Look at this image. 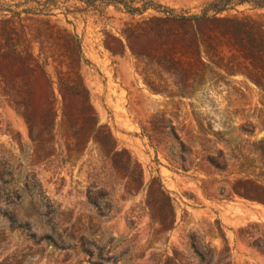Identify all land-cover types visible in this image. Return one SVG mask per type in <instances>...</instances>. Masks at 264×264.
<instances>
[{
    "label": "rangeland",
    "instance_id": "374dc122",
    "mask_svg": "<svg viewBox=\"0 0 264 264\" xmlns=\"http://www.w3.org/2000/svg\"><path fill=\"white\" fill-rule=\"evenodd\" d=\"M214 1L0 0V264H264V206L234 191L264 188V91L231 47L202 44L223 25L194 30L166 14L197 16ZM219 18L264 36V9ZM99 127L144 188L127 194L121 166L97 163L92 142L68 160L66 131ZM93 184L112 202L101 212L87 204ZM158 185L175 212L161 236L146 208ZM188 237L213 261L199 263Z\"/></svg>",
    "mask_w": 264,
    "mask_h": 264
},
{
    "label": "trees",
    "instance_id": "16d2710c",
    "mask_svg": "<svg viewBox=\"0 0 264 264\" xmlns=\"http://www.w3.org/2000/svg\"><path fill=\"white\" fill-rule=\"evenodd\" d=\"M249 6L252 9H264V0H215L214 2L207 5L200 15L197 16H176L171 11H166V14L173 21H178L189 25L192 29H197L199 25L208 24H221L223 29L219 30L217 34L209 32L206 34L200 33L202 38V44H208L219 39V42H223L229 53L234 51V54L239 55L240 66L243 69L244 76L251 84L260 90L264 91V36H261L259 41L253 40L250 32L247 31V27L244 24H240L237 21L228 18H219V15L228 11H234L236 7ZM250 30V29H249ZM199 31V30H196ZM251 31V30H250ZM255 41L256 43H253ZM250 43L252 46H250ZM230 47L233 51L230 50ZM256 48V51L254 49ZM232 54V53H231ZM233 55V54H232ZM252 64H254L252 66ZM251 66V70L249 69ZM76 89H80V85H75ZM86 93V92H85ZM85 100L89 104V97L86 93ZM52 114V113H51ZM94 115V114H93ZM26 123L29 125L31 136L33 137L34 129L30 126V120L27 116H23ZM56 115H53L52 122L55 123ZM54 127L52 128V131ZM101 135V136H99ZM37 141V138H33ZM65 146L67 150L66 156L68 160L72 157L75 158V162L80 160L90 142L95 146V153L98 160L97 163H117L121 168H116L115 173L119 176L125 174L128 178L127 190L129 195L137 192L138 188H144L142 184V171L139 165L129 156L124 150H119L114 144L113 138L108 130L103 127L93 129V131H66L63 136ZM209 164L215 169L220 167L216 165L213 159L208 158ZM237 184L241 185V191L235 190L240 198L258 203L264 206V188L258 185L254 181H239ZM94 187V184L92 185ZM91 186L88 188L87 204L94 209L96 212H101L103 208L111 206V200L101 203L97 197V193H92L95 189ZM156 192V203L153 205L146 204L148 210V216L151 225H156V235L161 236L170 232L175 224V212L171 204V200L168 194L162 189L160 185L157 186ZM28 184L23 186L25 190ZM98 193H103L104 190H96ZM9 216V222L11 225L15 224L14 215ZM23 228L28 227V224L21 225ZM188 243L190 249L196 255V259L199 263H205L206 259L209 258V263L213 261L215 253L212 252L208 246L199 242L195 245L193 237H188ZM175 257V255H174ZM173 258H166L167 261Z\"/></svg>",
    "mask_w": 264,
    "mask_h": 264
}]
</instances>
